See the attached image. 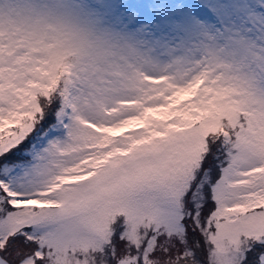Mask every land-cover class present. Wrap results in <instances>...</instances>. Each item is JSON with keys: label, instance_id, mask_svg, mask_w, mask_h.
Returning <instances> with one entry per match:
<instances>
[{"label": "snow or ice", "instance_id": "snow-or-ice-1", "mask_svg": "<svg viewBox=\"0 0 264 264\" xmlns=\"http://www.w3.org/2000/svg\"><path fill=\"white\" fill-rule=\"evenodd\" d=\"M0 264H264V0H0Z\"/></svg>", "mask_w": 264, "mask_h": 264}]
</instances>
